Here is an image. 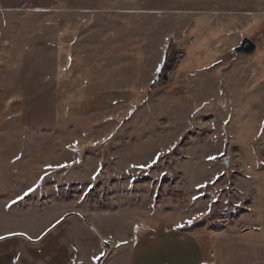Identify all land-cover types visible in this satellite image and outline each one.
<instances>
[{"label":"rangeland","instance_id":"374dc122","mask_svg":"<svg viewBox=\"0 0 264 264\" xmlns=\"http://www.w3.org/2000/svg\"><path fill=\"white\" fill-rule=\"evenodd\" d=\"M9 234L0 264H130L137 238L136 264H264V0H0Z\"/></svg>","mask_w":264,"mask_h":264},{"label":"crops","instance_id":"0c3cea01","mask_svg":"<svg viewBox=\"0 0 264 264\" xmlns=\"http://www.w3.org/2000/svg\"><path fill=\"white\" fill-rule=\"evenodd\" d=\"M187 233L177 227H171V228H164V230H153V233H151L149 236H147V241L145 243V247L146 250L150 249V247L154 244L155 246L158 245L160 243L161 240L163 241H168V240H177L178 242L182 243H187V238L188 237H192L190 235H186ZM169 236H173V238L169 237ZM195 238V237H193ZM192 239V238H191ZM196 239V238H195ZM143 242V238H137V240H135L132 244V253H131V257H130V264H136V259H137V255L138 253L142 250L141 244ZM140 259V257L138 258V260ZM206 260L204 259V257L202 259H200L197 264H205ZM93 262H95V260H93ZM143 264H146L143 263Z\"/></svg>","mask_w":264,"mask_h":264},{"label":"water","instance_id":"95a60500","mask_svg":"<svg viewBox=\"0 0 264 264\" xmlns=\"http://www.w3.org/2000/svg\"><path fill=\"white\" fill-rule=\"evenodd\" d=\"M255 50H256V43H255L253 40H251L250 38H244V39L242 40L241 44L238 45V46L234 49V53L239 54L240 52H243V53H246V54H251V53H253ZM225 162H226V164H228V158H225ZM55 225H56V224H55ZM53 226H54V225H53ZM53 226H52V227H53ZM52 227H50L46 232H48ZM46 232H44V234H45ZM44 234H43V235H44ZM12 235H15V234L4 235V236H2V239H0V240L6 239V238H8V237H11ZM43 235H42V236H43ZM24 236H26V235H24ZM42 236L39 237V238H37V239H34V240L37 241V240L41 239Z\"/></svg>","mask_w":264,"mask_h":264},{"label":"built area","instance_id":"2783aa9c","mask_svg":"<svg viewBox=\"0 0 264 264\" xmlns=\"http://www.w3.org/2000/svg\"><path fill=\"white\" fill-rule=\"evenodd\" d=\"M181 56H183V52H181V53L178 55V58H180Z\"/></svg>","mask_w":264,"mask_h":264},{"label":"snow or ice","instance_id":"6c2138e0","mask_svg":"<svg viewBox=\"0 0 264 264\" xmlns=\"http://www.w3.org/2000/svg\"><path fill=\"white\" fill-rule=\"evenodd\" d=\"M155 162V161H154ZM189 223H191V221H189ZM0 239H2V237H0ZM102 255V254H101ZM98 259V258H97Z\"/></svg>","mask_w":264,"mask_h":264},{"label":"bare ground","instance_id":"6f19581e","mask_svg":"<svg viewBox=\"0 0 264 264\" xmlns=\"http://www.w3.org/2000/svg\"><path fill=\"white\" fill-rule=\"evenodd\" d=\"M4 240V239H3ZM1 241V240H0ZM112 243V241H110V244Z\"/></svg>","mask_w":264,"mask_h":264},{"label":"trees","instance_id":"16d2710c","mask_svg":"<svg viewBox=\"0 0 264 264\" xmlns=\"http://www.w3.org/2000/svg\"><path fill=\"white\" fill-rule=\"evenodd\" d=\"M173 60H174V59H173ZM168 68H169V67H167V69H168ZM167 69H166V70H167Z\"/></svg>","mask_w":264,"mask_h":264}]
</instances>
